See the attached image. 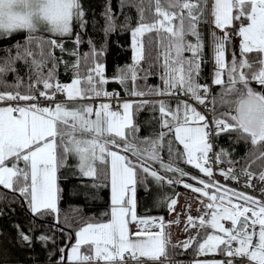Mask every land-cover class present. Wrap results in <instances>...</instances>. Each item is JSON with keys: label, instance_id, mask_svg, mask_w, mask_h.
Wrapping results in <instances>:
<instances>
[{"label": "snow or ice", "instance_id": "snow-or-ice-1", "mask_svg": "<svg viewBox=\"0 0 264 264\" xmlns=\"http://www.w3.org/2000/svg\"><path fill=\"white\" fill-rule=\"evenodd\" d=\"M90 11L85 0H0V217L13 205L28 213L26 223L13 225L14 243L39 245L52 264H173L169 249L177 247L225 257L191 264H264V200L215 180L218 174L239 184L244 177L242 187L258 184L264 196V0H212L210 13L208 0H119L118 11L104 0L103 24ZM209 15L206 59L201 25ZM90 26L102 40L88 35ZM116 34L129 36L130 63L109 76ZM208 63L211 83H201ZM61 69L70 81L59 79ZM152 77L160 83L148 84ZM109 83L132 99L108 91ZM144 127L151 131L142 136ZM222 135L251 147L239 160L231 148L214 152ZM213 156L228 167L214 173ZM71 179L93 190L81 193L86 201L108 189V208L87 217L77 208L73 219H62L61 181ZM177 184L210 202L197 236L171 245L163 217L138 216L137 191L172 210L177 200L153 189ZM48 217L50 229L37 234L36 221ZM196 219L189 215L188 225ZM57 232L67 241L60 247Z\"/></svg>", "mask_w": 264, "mask_h": 264}, {"label": "trees", "instance_id": "trees-1", "mask_svg": "<svg viewBox=\"0 0 264 264\" xmlns=\"http://www.w3.org/2000/svg\"><path fill=\"white\" fill-rule=\"evenodd\" d=\"M119 0H112V7L114 10L118 11ZM104 0H85V7L94 11L96 13V19L103 24V20L100 19V12L103 10ZM91 11L89 15L91 16ZM125 11L129 12L133 17H135V11L132 9H125ZM123 17H121L122 19ZM201 31L204 34L206 47H205V58L208 59V44H207V24L201 25ZM88 35L92 36L96 40H102L103 37L98 31H94L90 26L88 29ZM20 38V37H17ZM87 38V37H85ZM116 41H119V44L122 47H118ZM129 36L127 34L120 35L116 34L109 38V51L106 57L107 63V74L112 76L117 65H124L126 63H130L131 51L129 50ZM7 43V42H5ZM67 47L71 48L72 44L69 42ZM87 45L82 46V50H87ZM66 59L68 57H65ZM71 74H64L61 69L59 79L63 82L70 81ZM201 83H209V64H205L203 66ZM142 83V82H141ZM160 82L157 78L152 77L148 80V84L150 85H158ZM253 87H257L255 84ZM107 90L117 89L121 95H125L121 86L118 83H109L106 86ZM218 90L217 87L213 88V93H216ZM259 90V89H258ZM149 113L148 111L141 112L138 116V121L143 123L146 119H148ZM151 129L148 127L142 128L141 135H148ZM232 139H235L233 136ZM216 142V151L219 150V147L231 148L234 149L233 158L240 159L246 153V151L251 147L250 144H245L243 141L233 144L229 136L222 135L218 139H215ZM182 147V146H181ZM243 165V161L238 164V167ZM187 172L192 175H202L198 173V170H195L191 166L185 165L183 163L180 164ZM255 169L256 166L253 165ZM189 183H196L194 181L188 180ZM150 183L151 180L149 181ZM79 181L75 179H71L68 181H61V186L64 189L63 198L60 202V210H61V218L63 219V215L67 214L69 219H73L77 215V208L81 209V213L83 216H92L99 215L101 212L105 211L109 205V190L108 189H100L95 190V199L86 201L81 193L88 191L93 192L91 189H85L79 187ZM87 183V181H85ZM153 192H158L161 197L171 196L174 197L179 193H188L190 195L196 194L189 189L183 187L182 184H177L173 186L165 185L160 189H153ZM200 195V194H196ZM202 196V195H200ZM187 206V204L185 205ZM0 207H3L0 204ZM15 211H8L6 209V214L0 217V263L1 262H26V261H37L39 264H51V262L46 257V252L39 246L36 245L34 248L20 247L19 245L14 243V238L16 236L15 229L13 225L16 223L24 224L28 219V213L26 209L21 208L17 205H13ZM172 210H170L166 203H156L154 200V196L151 194L145 193L142 189H138L137 191V214L138 216H161L164 219L170 215ZM36 223L40 225L39 231H47L50 229L53 221L51 217L46 218L45 220H37ZM73 223L75 221L73 220ZM201 231L200 225L196 228L194 235L188 236L193 237L197 236V233ZM57 244L56 247L63 246L67 241L66 238L60 235L59 232L56 233ZM171 245H182L183 243H175L172 242ZM169 254L180 257H191L195 256V249L190 248L186 252H182L181 248L177 247L174 251L170 248Z\"/></svg>", "mask_w": 264, "mask_h": 264}, {"label": "rangeland", "instance_id": "rangeland-1", "mask_svg": "<svg viewBox=\"0 0 264 264\" xmlns=\"http://www.w3.org/2000/svg\"><path fill=\"white\" fill-rule=\"evenodd\" d=\"M209 3V13L211 11V4H212V0H208ZM211 16L209 15L208 20V26H207V44H208V58L211 55L210 52V32L212 31V26H211ZM219 34V33H217ZM236 43L238 44V41H236ZM210 66V78H211V72H212V65L211 63H208ZM219 91V89L217 90V92ZM199 110V109H198ZM175 199L177 200V204L174 206V209H172L173 213H171L170 217L173 220L176 221H182V219H184V217L182 218V216L186 215V212L184 210V207L186 204L187 206H191L193 211V216L199 217L202 215H205V213L207 212L206 209V205L210 202L209 199L207 197H203L200 195H196V194H188V193H179L177 197H175ZM182 199L186 200L185 202H182ZM182 223V222H181ZM183 224V223H182ZM181 224V225H182ZM184 225V224H183ZM185 228L187 227V225L184 226ZM182 227L180 226L175 227V232L177 237L176 238H183L182 235H187L189 233V231L187 232L186 229H181ZM74 242V241H73Z\"/></svg>", "mask_w": 264, "mask_h": 264}, {"label": "built area", "instance_id": "built-area-1", "mask_svg": "<svg viewBox=\"0 0 264 264\" xmlns=\"http://www.w3.org/2000/svg\"><path fill=\"white\" fill-rule=\"evenodd\" d=\"M114 91H116V90H114ZM58 99H63V97H58ZM184 99H188V98H184ZM190 102H192V101H190ZM41 103L43 104V103H47V102H45V101H41ZM196 106L200 109V110H202L203 112H204V108H203V106H200V105H198V104H196ZM207 115H208V113H206ZM210 119V118H209ZM214 145H215V138H214ZM214 152H215V147H214ZM210 155H212V154H210ZM213 169H214V173H215V171H216V169L217 168H227L228 167V165L227 164H219V165H217L215 162H214V156H213ZM239 170H240V168L239 167H236V171H237V173H239ZM240 179H241V183H236V182H233V181H231V180H229V181H224V179H223V177H221L220 175H218V174H216L215 175V180H217V181H219L220 183H226L229 187H231V188H235V189H238V190H240V191H243V192H246V193H248V194H250V195H253V196H255V197H258V198H260V199H262V200H264V196H261V194H260V192H259V185L257 184V188L255 189V190H253V189H250V188H244V187H242V183H243V180H244V177H240ZM253 183H257L256 181H253ZM222 223H224L225 224V226L226 227H231V224H230V222L229 221H222ZM243 227H244V222L243 221H241L240 223H239V225H238V230H240V229H243ZM225 259V257L223 256L222 257V260H224ZM173 261V263L175 262L174 260H172ZM0 264H38L37 262H34V261H26V262H1ZM235 264H247V262L246 261H240V260H237L236 262H235Z\"/></svg>", "mask_w": 264, "mask_h": 264}, {"label": "crops", "instance_id": "crops-1", "mask_svg": "<svg viewBox=\"0 0 264 264\" xmlns=\"http://www.w3.org/2000/svg\"><path fill=\"white\" fill-rule=\"evenodd\" d=\"M177 196V195H176ZM176 196H174L173 198L175 199V197ZM185 202L186 200H184V199H182V202ZM109 202H110V192H109ZM167 205V204H166ZM184 207V210H185V212H186V215L185 216H182V218L184 217V219H182V221H180V222H178V226L176 225V226H172L171 227V225H170V227H169V225H167L166 226V231H167V233L169 234V236H170V238L172 239V242H175V243H184L187 239H188V235H191L192 236V234H193V232L194 231H196V228L198 227V225H199V220H198V217H196V216H193L192 214H193V212H191V211H193V209H192V207L191 206H183ZM172 213V212H171ZM192 216L193 218H197L196 219V226L195 227H191V226H189L188 225V223H187V217L188 216ZM171 215H168L167 216V222L168 221H172L174 224L175 223H177V221L176 220H173V219H171V217H170ZM199 216V215H198ZM140 217H154V218H160V217H158V216H140ZM184 224H182V223ZM182 224V225H181ZM185 225H187V227L185 228L184 226ZM179 226H182V227H184V229H186L187 230V232L189 231V233L187 234V235H182V239L181 238H176L177 237V235H176V232H175V227H178L179 228ZM137 230V226L135 225V224H133V227H132V231L133 232H135ZM155 230V229H154ZM213 255H208V256H201V257H195V258H192L191 260H188V261H185V262H183V264H191V262L192 261H194V260H196V259H217V258H214V257H212ZM219 260V259H218Z\"/></svg>", "mask_w": 264, "mask_h": 264}]
</instances>
